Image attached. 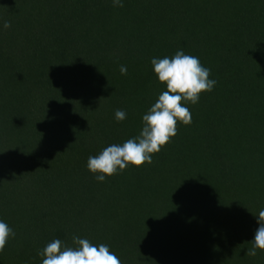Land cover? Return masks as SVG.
<instances>
[{"label":"trees","instance_id":"obj_1","mask_svg":"<svg viewBox=\"0 0 264 264\" xmlns=\"http://www.w3.org/2000/svg\"><path fill=\"white\" fill-rule=\"evenodd\" d=\"M181 49L215 87L151 164L97 181L88 157L139 135L167 90L150 61ZM261 209L264 0H0V264L73 236L122 264H264Z\"/></svg>","mask_w":264,"mask_h":264},{"label":"clouds","instance_id":"obj_2","mask_svg":"<svg viewBox=\"0 0 264 264\" xmlns=\"http://www.w3.org/2000/svg\"><path fill=\"white\" fill-rule=\"evenodd\" d=\"M112 5L123 7V0H112ZM2 27L5 30L10 28V21H3ZM150 63L158 82L164 84L167 90L159 94L142 116L143 127L138 136L122 144H111L98 155L88 157L87 170L95 174L99 182L119 174L129 165L142 167L145 163L151 164L152 156L178 134V122L185 126L192 123L191 110L185 104H197L200 95L211 92L217 83L209 78L211 69L203 66L198 57L187 55L182 49L171 58L153 57ZM119 70L121 75H127L125 65H121ZM126 117L124 110L115 111L117 121H123ZM256 217L259 226L250 241L252 246L245 253L250 257H255L258 249L264 251V209L259 210ZM14 236L13 229L0 220V252L4 251L9 238ZM72 241L75 246H68L60 239L48 243L37 253L42 257V264H122L107 244L95 245L78 236H73Z\"/></svg>","mask_w":264,"mask_h":264}]
</instances>
